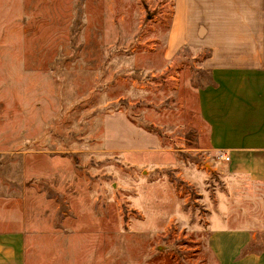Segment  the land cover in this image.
I'll return each instance as SVG.
<instances>
[{
  "label": "rangeland",
  "instance_id": "374dc122",
  "mask_svg": "<svg viewBox=\"0 0 264 264\" xmlns=\"http://www.w3.org/2000/svg\"><path fill=\"white\" fill-rule=\"evenodd\" d=\"M172 6L0 0V231L25 233L26 264L264 255V227H239L264 219L257 166L211 145ZM221 202L231 227H211Z\"/></svg>",
  "mask_w": 264,
  "mask_h": 264
},
{
  "label": "crops",
  "instance_id": "0c3cea01",
  "mask_svg": "<svg viewBox=\"0 0 264 264\" xmlns=\"http://www.w3.org/2000/svg\"><path fill=\"white\" fill-rule=\"evenodd\" d=\"M172 9L168 46L175 53L192 49L203 55L208 81L198 89V104L210 126L211 145L256 164L255 178L247 172L264 185V0H173ZM261 189L256 197L264 204ZM219 208L220 219L214 218L211 227H231L230 206L221 202ZM239 227H264V219ZM240 246L235 245V254ZM237 262L264 264V255ZM0 264H26L22 230L0 231Z\"/></svg>",
  "mask_w": 264,
  "mask_h": 264
}]
</instances>
